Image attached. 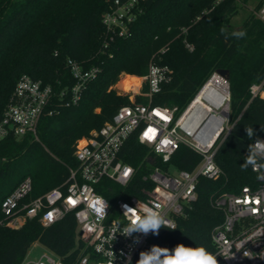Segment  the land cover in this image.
Returning <instances> with one entry per match:
<instances>
[{"label": "trees", "instance_id": "obj_1", "mask_svg": "<svg viewBox=\"0 0 264 264\" xmlns=\"http://www.w3.org/2000/svg\"><path fill=\"white\" fill-rule=\"evenodd\" d=\"M113 1L0 0V121L23 74L52 85L55 91L39 121L38 138L28 133L0 141V264H20L35 241L68 264L76 261L80 244L72 213L49 227L34 218L15 229L3 224L2 202L29 176L34 197L65 182L69 168L77 166V142L131 102L114 88L120 76L145 75L153 60L173 69L172 78L154 95L153 104L178 106L180 110L216 69H229L235 122L215 153L222 175L218 179L200 177L193 208L179 220L177 229L164 230L160 244L169 249L177 244L212 249L211 233L223 220L221 210L214 207L215 198L223 192H238L257 178L251 166L244 169L242 165L249 146L264 135V98L252 97L250 91L252 84L264 82V19L258 14L264 0L238 29L231 25V17L239 2L246 0H145L131 34L106 45L108 35L102 18ZM240 32L242 37L234 35ZM165 47L168 49L162 53ZM68 59L81 62L85 68H100L77 105H66L68 98L60 97L75 83ZM118 85L126 91L131 81L125 77ZM247 127L254 130L252 139L247 136ZM125 151V160L138 167L149 148L132 136ZM201 158L183 144L171 163L192 170ZM128 190L129 194L135 192L134 183Z\"/></svg>", "mask_w": 264, "mask_h": 264}, {"label": "built area", "instance_id": "obj_2", "mask_svg": "<svg viewBox=\"0 0 264 264\" xmlns=\"http://www.w3.org/2000/svg\"><path fill=\"white\" fill-rule=\"evenodd\" d=\"M142 1L145 0L113 1L102 18L108 35L106 45L131 34V26L142 12ZM258 14L264 19V6ZM186 46L194 49L190 42L186 41ZM68 67L75 83L69 91L63 90L60 97L68 98L66 105H77L100 68H85L74 59H68ZM172 76L169 65L153 60L148 72L137 76L141 78L138 90L125 91L114 86L131 102L121 106L111 121L77 142V166L69 168V177L60 186L34 197L32 178L20 182L2 202L3 224L19 229L28 220L37 218L42 226L49 227L72 213L80 244L73 264H129V259L136 264L142 251L153 245L165 247L159 241L166 231L177 229L179 220L193 208L200 177L218 179L222 175L215 153L235 124L231 117L230 81L216 71L183 110L153 104L154 95ZM250 91L252 97L264 98V82L252 84ZM54 96L52 85L23 74L0 121V141L10 135L23 137L28 133L38 138L39 121ZM132 136L149 148L138 167L125 160ZM260 139L264 140V135ZM183 144L202 157L192 170L171 163ZM253 172L257 174L254 183L244 185L238 192H223L214 200L223 220L214 227L212 249L207 251L215 256L217 264H264V168ZM132 183L135 192L129 194ZM98 198L108 204L103 213L96 211ZM123 205L135 208L140 216L148 209L159 211L170 225L162 227L158 236L133 233L126 237L122 232L130 224V218L123 214ZM137 236L140 243L134 244ZM44 248L40 257L26 256L20 264H68L60 255Z\"/></svg>", "mask_w": 264, "mask_h": 264}, {"label": "clouds", "instance_id": "obj_3", "mask_svg": "<svg viewBox=\"0 0 264 264\" xmlns=\"http://www.w3.org/2000/svg\"><path fill=\"white\" fill-rule=\"evenodd\" d=\"M234 35L243 36L244 33H235ZM249 139L255 135L252 127L245 129ZM264 131V128L261 129ZM264 140L256 137L255 142L249 146L248 155L245 158L242 168L247 169L249 166L253 170L264 168ZM97 212H105L108 204L102 199H97ZM124 215L130 218V224L123 229L122 235L131 237L133 233L147 236L149 233L158 236L162 227H168L170 222L165 220L159 211L148 209L143 216L136 213L135 208L123 205ZM134 244L140 243L137 236ZM129 264L131 261L129 259ZM136 264H217L215 256L208 252L204 247L192 248L184 244H177L173 249L153 245L148 251H142Z\"/></svg>", "mask_w": 264, "mask_h": 264}, {"label": "rangeland", "instance_id": "obj_4", "mask_svg": "<svg viewBox=\"0 0 264 264\" xmlns=\"http://www.w3.org/2000/svg\"><path fill=\"white\" fill-rule=\"evenodd\" d=\"M263 0H246V1H240L238 4V10L237 12L231 17V25L238 29L241 28L244 25L246 17L256 8V6ZM125 75V76H124ZM127 77L131 81L130 88L135 85L138 82V78L136 75H131V74H126L123 73L121 75L120 80L118 83L115 85L119 87V82L121 81L122 78ZM45 252V248L39 241H35L31 248L28 251L27 254V259H33V258H38L42 255V253Z\"/></svg>", "mask_w": 264, "mask_h": 264}, {"label": "water", "instance_id": "obj_5", "mask_svg": "<svg viewBox=\"0 0 264 264\" xmlns=\"http://www.w3.org/2000/svg\"><path fill=\"white\" fill-rule=\"evenodd\" d=\"M216 72L219 75L223 76L225 79H227V80L230 81L231 75H230V70L229 69H226V68H218V69H216ZM2 163H3V160L0 158V168L2 166Z\"/></svg>", "mask_w": 264, "mask_h": 264}, {"label": "bare ground", "instance_id": "obj_6", "mask_svg": "<svg viewBox=\"0 0 264 264\" xmlns=\"http://www.w3.org/2000/svg\"><path fill=\"white\" fill-rule=\"evenodd\" d=\"M125 76V75H124ZM123 76V77H124ZM125 78V77H124ZM138 78V82L139 83H136L135 85H133L131 88H130V86L127 88V90L126 91H132V92H134V91H136V90H138L139 89V87H140V84H141V78H139V77H137ZM198 103H199V99L197 100V105H198Z\"/></svg>", "mask_w": 264, "mask_h": 264}]
</instances>
